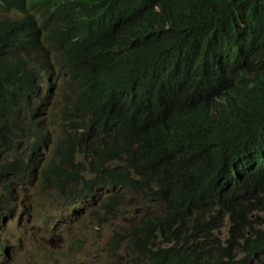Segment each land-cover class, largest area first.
I'll use <instances>...</instances> for the list:
<instances>
[{
	"label": "trees",
	"instance_id": "trees-1",
	"mask_svg": "<svg viewBox=\"0 0 264 264\" xmlns=\"http://www.w3.org/2000/svg\"><path fill=\"white\" fill-rule=\"evenodd\" d=\"M37 253L264 256V0H0V264Z\"/></svg>",
	"mask_w": 264,
	"mask_h": 264
},
{
	"label": "rangeland",
	"instance_id": "rangeland-1",
	"mask_svg": "<svg viewBox=\"0 0 264 264\" xmlns=\"http://www.w3.org/2000/svg\"><path fill=\"white\" fill-rule=\"evenodd\" d=\"M108 235H109V229L107 226L99 228L96 230V232L93 233L91 242L94 246H96L97 243L101 246L107 241ZM39 248H42V247L39 246ZM37 257H38V253L33 255L32 257H29V256L23 257V255H20L18 257H15L13 262H15V264H38ZM82 260H83V254L79 255L76 258V262H82ZM59 264H67V263L60 262Z\"/></svg>",
	"mask_w": 264,
	"mask_h": 264
},
{
	"label": "clouds",
	"instance_id": "clouds-1",
	"mask_svg": "<svg viewBox=\"0 0 264 264\" xmlns=\"http://www.w3.org/2000/svg\"><path fill=\"white\" fill-rule=\"evenodd\" d=\"M260 215H262V212H260ZM261 230V229H260ZM259 231V230H257ZM245 234L247 235L248 239H252V241L256 240V232L254 234L251 233V230L249 228H246ZM259 262L260 264H264V256L260 257L259 259L255 260L252 264Z\"/></svg>",
	"mask_w": 264,
	"mask_h": 264
},
{
	"label": "bare ground",
	"instance_id": "bare-ground-1",
	"mask_svg": "<svg viewBox=\"0 0 264 264\" xmlns=\"http://www.w3.org/2000/svg\"><path fill=\"white\" fill-rule=\"evenodd\" d=\"M51 232H52V233H55V232H53V231H51ZM50 253H52V251H50L49 254H50Z\"/></svg>",
	"mask_w": 264,
	"mask_h": 264
}]
</instances>
